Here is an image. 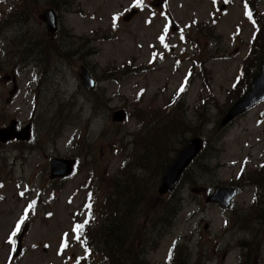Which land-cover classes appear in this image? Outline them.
I'll use <instances>...</instances> for the list:
<instances>
[{"label":"rangeland","instance_id":"rangeland-1","mask_svg":"<svg viewBox=\"0 0 264 264\" xmlns=\"http://www.w3.org/2000/svg\"><path fill=\"white\" fill-rule=\"evenodd\" d=\"M248 3L255 14L264 12V0ZM246 6L244 0H0V127L16 119L18 127L32 128L29 140L0 142V264H111L91 244V259L78 262L86 247L74 230L87 209L92 223L85 231L93 239L109 207L106 191L127 174L146 181L147 196L181 201L158 239L152 226L162 211L151 197L147 208L141 204L126 237L135 240L138 264H264V100L218 128L243 95L240 67L256 75L262 63ZM47 8L58 15L53 39L40 18ZM81 67L95 80L91 91L79 79ZM188 71L187 90L170 106ZM118 109L127 113L122 122L111 118ZM171 118L179 126L158 148L167 160L193 136L206 148L184 182L158 194L159 179L154 184L138 157ZM54 157L75 158L72 174L50 178ZM233 185L229 208L205 201L215 188ZM22 218L21 249L12 256Z\"/></svg>","mask_w":264,"mask_h":264},{"label":"trees","instance_id":"trees-1","mask_svg":"<svg viewBox=\"0 0 264 264\" xmlns=\"http://www.w3.org/2000/svg\"><path fill=\"white\" fill-rule=\"evenodd\" d=\"M247 3V6L245 7L246 16L249 20H251L252 24L255 25L257 31L253 35V41H258L259 47V55L258 57H261L263 45H264V20L261 25V17L264 16V12L261 14H255L254 11H252V7L248 1L250 0H244ZM52 5H55L54 3H50L49 6L53 7ZM27 8L26 5H24L23 10L21 11L20 16H24V19L26 18V15H24V8ZM251 8V9H250ZM28 10V9H27ZM29 13V10H28ZM27 13V14H28ZM262 28V31L260 29ZM260 31V33H259ZM259 33V35H258ZM184 37V36H183ZM53 39L54 37H50ZM257 38V39H256ZM252 41V43H253ZM254 44V43H253ZM252 48V47H251ZM27 50V48H26ZM251 50V49H250ZM249 50V52H250ZM250 68V67H249ZM240 72L243 71V78H248L242 80L239 83L240 93L238 97H240L248 88L251 81V76H253L256 72H252L247 69L244 70L243 66L240 67ZM251 74V75H249ZM246 76V77H244ZM191 77V72L188 71L187 75L185 76L183 82L179 86V90L177 89L175 96L173 97L171 104L176 99V95H180L182 92H185L189 85V80ZM237 83H234L233 87H235ZM183 88L181 91L180 89ZM180 101L178 98L176 100V104ZM180 104L176 106L177 108H180ZM177 120V118H176ZM179 123L176 122L173 118L169 119L164 125V132L158 134V132L153 133L151 136L147 138V142L144 144L145 150L142 153L141 156H139L140 160V167L145 171L153 175H155V181H157V178L160 179V176L165 171V169L170 164V161L166 159V155L164 152L159 151V145L163 138H165L170 133V137H172V133L178 128ZM168 139V138H167ZM167 147V146H165ZM163 147V148H165ZM181 148V147H180ZM180 148H174L175 154L179 151ZM206 148V142L204 145V149ZM203 149V150H204ZM264 165V163L262 164ZM264 168V166H260V169ZM187 175V170L184 171L180 182H184V177ZM147 183L143 179L135 178L132 174H127L124 178H118L116 187H112L106 191V197H107V203H108V209L103 213V223L99 228L96 229L92 233V238L90 240V237L88 236V233L85 231L87 226H90L92 223V215L91 213L87 214L86 219L89 220L87 224L82 223L84 225L82 231L77 230L79 235L82 236L86 246L88 247V251L86 254V257L83 259H77L78 262L90 260L91 258V245H95L102 253L105 254L106 258L109 259L111 264H138L137 262V253H135V240H132L129 244V239H127V235L130 231L131 222L136 219L138 216V212L141 208V204H143L144 207L147 208V206L150 205V200L152 201V206H155V209H160L162 211L159 216L156 218V223L152 226V228L157 231L156 238L158 239L162 235H164L167 230L170 229L172 226V221L175 218L176 214L178 213L180 209V199L179 196H177L176 204H171L167 200H160L159 197H151V195L147 196ZM147 197H151L149 200V203L147 202ZM149 210L146 212L147 216H150L151 213L155 210ZM148 222V221H147ZM78 225H81V223H78ZM91 244V245H90ZM109 256V258H108ZM173 259V258H172ZM174 260V259H173ZM173 260L172 263L173 264ZM182 264V261L180 259V263Z\"/></svg>","mask_w":264,"mask_h":264},{"label":"water","instance_id":"water-1","mask_svg":"<svg viewBox=\"0 0 264 264\" xmlns=\"http://www.w3.org/2000/svg\"><path fill=\"white\" fill-rule=\"evenodd\" d=\"M131 15H127L129 18ZM40 18L45 22L47 31L51 35H54L58 30V16L53 8L45 9ZM125 18V19H126ZM171 27H174V23L170 20ZM79 79L87 90L91 91L95 88V80L89 73L86 67H81L79 72ZM16 83L13 79V87L11 93L16 91ZM264 100V45L262 50V63L260 65L259 72L254 75L251 80L249 89L243 93V95L237 99L227 112L220 119L218 128H222L237 115L248 110L250 107L258 104ZM127 113L124 109L115 110L112 113V121L122 122L126 119ZM31 137V126L29 123L17 129V120L11 119L10 122L0 127V142H7L12 139L26 141ZM204 145L203 138L199 136H193L187 140L183 147L178 151L177 155L173 158L171 163L165 169L164 173L158 183L157 193L165 194L171 192L179 182L183 172L189 167L193 160L202 151ZM75 159L73 158H61L54 157L50 159V178H61L68 176L73 171ZM192 191L199 192L200 189L194 188ZM236 190L232 187H217L213 193H209L205 196L207 203H216L224 208L230 206L231 199L233 198ZM23 231V230H22ZM21 249V236L18 238L14 255L18 254Z\"/></svg>","mask_w":264,"mask_h":264},{"label":"snow or ice","instance_id":"snow-or-ice-1","mask_svg":"<svg viewBox=\"0 0 264 264\" xmlns=\"http://www.w3.org/2000/svg\"><path fill=\"white\" fill-rule=\"evenodd\" d=\"M137 2L139 3V0H137ZM162 40H163V38H161ZM181 91L183 90V88H181L180 89ZM86 207H88L89 209H90V205H87ZM89 222V220H85V224H87ZM23 223V218L21 219V221L19 222V223H17V225H16V231L18 232L19 230H20V226H21V224ZM83 227H84V225L83 224H81V225H78L77 226V230H80V231H82V229H83ZM13 235H15V232L13 233ZM78 239H79V237H78ZM63 247H66L67 245L66 244H63L62 245Z\"/></svg>","mask_w":264,"mask_h":264},{"label":"flooded vegetation","instance_id":"flooded-vegetation-1","mask_svg":"<svg viewBox=\"0 0 264 264\" xmlns=\"http://www.w3.org/2000/svg\"><path fill=\"white\" fill-rule=\"evenodd\" d=\"M233 187L236 188V190H238V189H237V185H233Z\"/></svg>","mask_w":264,"mask_h":264}]
</instances>
